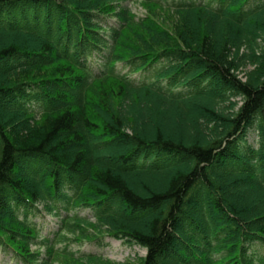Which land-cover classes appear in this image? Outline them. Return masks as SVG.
I'll use <instances>...</instances> for the list:
<instances>
[{
  "label": "trees",
  "instance_id": "1",
  "mask_svg": "<svg viewBox=\"0 0 264 264\" xmlns=\"http://www.w3.org/2000/svg\"><path fill=\"white\" fill-rule=\"evenodd\" d=\"M126 1L0 0V250L118 264L81 251L111 238L138 264H264V0L146 1L171 31Z\"/></svg>",
  "mask_w": 264,
  "mask_h": 264
},
{
  "label": "rangeland",
  "instance_id": "2",
  "mask_svg": "<svg viewBox=\"0 0 264 264\" xmlns=\"http://www.w3.org/2000/svg\"><path fill=\"white\" fill-rule=\"evenodd\" d=\"M151 2H146L144 0H128L126 5L137 15H145V14H151L152 17L161 25L162 27L167 28L171 31L172 25L170 23V19H173L171 17V13L166 11L165 9L159 7L158 4H154ZM154 4V5H153ZM244 46L241 47L240 52H245ZM258 48H262V46H259ZM252 66L249 64H245L242 68L238 71V76L245 80L247 74L252 70ZM127 70L123 71V73H126ZM133 79L137 78V76H132ZM235 101L240 102V100L236 99ZM141 109V108H139ZM143 122L145 123V119H143ZM160 122V123H159ZM178 121H176L175 118H166L165 120H159L158 123L161 127V130L165 132L166 134H175L174 133V126H176ZM182 131V129H181ZM248 143L254 144L257 138V133L254 131H250L248 133ZM118 143V142H116ZM117 147V146H116ZM101 156V153L98 155V157ZM238 199L233 198V202L237 206L244 207L246 204L251 201L252 196L251 194H241ZM236 197V196H235ZM81 216H90V211H85L80 213ZM36 224H38L41 228H43L44 234H47L52 231H56L58 227L59 220L55 217H53L50 214H44L42 217H38L35 219ZM107 246L103 249H94L90 245H87L83 248L84 251L93 252L100 254L107 258L108 260H111L114 263L118 264H138L139 260L146 257L147 251L143 248H140L136 245H128L124 244L120 241L106 239ZM75 251L77 248L74 249ZM0 264H13L11 261V257L8 253L2 252L0 250Z\"/></svg>",
  "mask_w": 264,
  "mask_h": 264
}]
</instances>
